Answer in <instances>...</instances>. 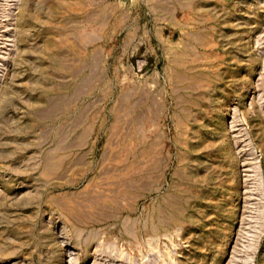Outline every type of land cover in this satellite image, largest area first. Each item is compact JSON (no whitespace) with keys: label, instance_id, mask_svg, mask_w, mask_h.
I'll return each mask as SVG.
<instances>
[{"label":"rangeland","instance_id":"obj_1","mask_svg":"<svg viewBox=\"0 0 264 264\" xmlns=\"http://www.w3.org/2000/svg\"><path fill=\"white\" fill-rule=\"evenodd\" d=\"M0 264H264V0H0Z\"/></svg>","mask_w":264,"mask_h":264}]
</instances>
